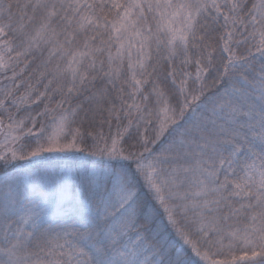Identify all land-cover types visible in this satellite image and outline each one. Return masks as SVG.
<instances>
[{"label": "snow or ice", "instance_id": "obj_1", "mask_svg": "<svg viewBox=\"0 0 264 264\" xmlns=\"http://www.w3.org/2000/svg\"><path fill=\"white\" fill-rule=\"evenodd\" d=\"M0 264H264V0H0Z\"/></svg>", "mask_w": 264, "mask_h": 264}]
</instances>
